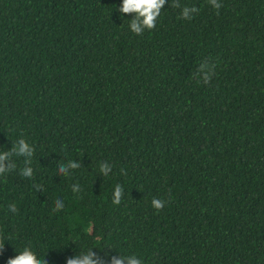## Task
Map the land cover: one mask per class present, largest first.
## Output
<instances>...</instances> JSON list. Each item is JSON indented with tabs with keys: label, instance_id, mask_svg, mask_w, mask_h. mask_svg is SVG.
Listing matches in <instances>:
<instances>
[{
	"label": "trees",
	"instance_id": "trees-1",
	"mask_svg": "<svg viewBox=\"0 0 264 264\" xmlns=\"http://www.w3.org/2000/svg\"><path fill=\"white\" fill-rule=\"evenodd\" d=\"M218 3L138 35L123 0H0V152L34 148L0 174V264H264V0Z\"/></svg>",
	"mask_w": 264,
	"mask_h": 264
},
{
	"label": "clouds",
	"instance_id": "clouds-1",
	"mask_svg": "<svg viewBox=\"0 0 264 264\" xmlns=\"http://www.w3.org/2000/svg\"><path fill=\"white\" fill-rule=\"evenodd\" d=\"M209 2L217 9V14H219V9L222 7L218 0H209ZM166 0H123V4L119 6L118 10L121 13H136L135 19L130 21V28L136 34H142L145 29H153L156 26L157 18L161 13V9L163 8ZM174 6H178L175 5ZM198 9L196 7L185 8L184 12L182 13V17L185 19H191L192 16L190 12H197ZM211 72L208 73L204 78L203 81L207 83L210 80ZM16 154V155H26L27 157H32L34 154V148L29 145V143L21 138L18 140L17 144L10 150L5 152H0V174H3L6 169L4 165V161L7 157ZM31 163V161H27ZM16 167L15 164L10 165L8 170L14 169ZM71 167L76 168L79 167V164L72 163ZM61 172H65V168H60ZM105 174H107L108 167L103 166L101 168ZM33 169L32 167H26L22 169V176L23 177H32ZM121 187L119 185L116 186L115 191V199L114 203H120V194H121ZM152 206L157 210H161L164 207V201L162 199L153 198ZM12 211H16V206H10ZM63 208V205L59 200L56 202V210H60ZM3 246H0L2 249ZM125 260L128 261V264H143L142 260L137 258L135 253L127 256H120V257H112L111 264H125ZM8 264H48L47 259L41 260L37 257L36 253L32 251L30 247H25L22 251L19 252L18 255L14 257H10L8 260ZM67 264H101L100 258L97 254L92 250L89 249L88 251H81L79 254L75 255L74 257H68Z\"/></svg>",
	"mask_w": 264,
	"mask_h": 264
}]
</instances>
